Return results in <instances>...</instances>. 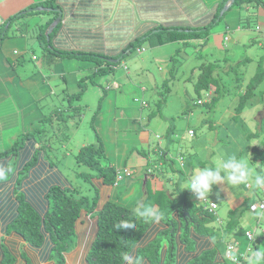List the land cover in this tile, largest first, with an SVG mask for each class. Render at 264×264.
I'll return each mask as SVG.
<instances>
[{
  "label": "rangeland",
  "instance_id": "374dc122",
  "mask_svg": "<svg viewBox=\"0 0 264 264\" xmlns=\"http://www.w3.org/2000/svg\"><path fill=\"white\" fill-rule=\"evenodd\" d=\"M22 1L25 0H3L0 6L7 8L5 15L9 16L8 13H17ZM243 5L245 8L229 9L221 20L228 19L232 29L239 25L242 27L238 32V42L233 37L234 34L222 32L221 26L218 30H210L208 39L202 46L196 42L184 46L174 43L149 49L143 44L140 49L126 54L115 66L99 73L95 72V68L100 65L109 67L106 61L98 64L97 59H87V62L72 57L54 59V55L43 53L35 38L37 27L32 24L21 25L37 21V15L16 19L0 50V76L8 75L15 79L10 85L12 92L0 86V150L8 147L9 138L15 128L18 130L21 127L20 132L17 131L18 136L22 132H29L31 123L33 129L38 127L37 117L48 115L52 109L57 110L58 112L50 116V123L45 126L47 132L41 133L40 137L49 140L51 148H47L48 159L67 183L73 186L70 195L86 196L88 199L95 196L99 178L91 180L79 175L96 171L78 165L75 155L82 146L100 142L103 146L104 163L107 161L120 168H129L116 169V182L119 185L114 188L111 199L133 210L139 206L140 193L135 191L129 200H124L123 195L129 191L128 186L142 173L147 162L155 165L157 170L164 171L165 176L161 174L158 178L161 181L160 188L166 193L170 192L175 202L182 200L184 191L191 201L188 190L190 164L194 167V164L201 162L195 169L210 166L218 152L228 156L248 157L256 172L264 175V165L259 171L248 150L254 146L264 148V80L238 116L234 110L239 91L245 89L249 79L255 74L258 58L264 56V7L258 5V8L246 9V5ZM0 12L2 13L1 10ZM218 17L213 25L217 24ZM258 26L263 28L258 30ZM235 42L237 43L234 44ZM120 57L112 61H118ZM215 60H218L216 73L219 98L211 107L210 98L205 97V92L202 91L197 94L193 85L199 66L203 62ZM62 72L65 75L63 78L60 77ZM80 79L86 84V88L82 96L69 101L62 95L63 91L79 92ZM21 96H25V100L20 98L25 103L17 107L12 98ZM141 100L147 104L146 107L141 106ZM197 100L203 103L198 105ZM157 107H160L159 111ZM19 113L24 116H19ZM260 124L262 133L252 137V134L260 131ZM190 130L194 135L189 136ZM156 134H159L157 139ZM35 138L39 139L38 134H35ZM150 146H154V149L168 148L167 158H171V162L155 163L157 155L149 150ZM148 154L152 156L151 163L147 161ZM180 163H183L186 174L176 171ZM10 166L14 165L9 163ZM120 171L125 175L121 183L123 178L119 179ZM176 185L179 190H175ZM223 186L224 184L213 186L208 198L221 203L220 210L224 211V215L228 207L233 206V201L221 199L219 191L233 194L235 202L245 199L244 206L250 201H264V188L228 185L222 189ZM216 209L217 206L215 212ZM263 213L264 210L262 213H252L249 209H244L238 221V225L242 224L244 229L250 228L254 233L257 232L253 236L256 239L255 246L259 247L264 242V236L259 237L260 229H264V221L256 218ZM218 221L215 218L208 225L216 250L224 257L225 236L220 235ZM184 233L183 229L182 235ZM166 243L163 241L161 244L163 246ZM249 255L243 264H248ZM223 259L227 264H232L229 259Z\"/></svg>",
  "mask_w": 264,
  "mask_h": 264
},
{
  "label": "trees",
  "instance_id": "16d2710c",
  "mask_svg": "<svg viewBox=\"0 0 264 264\" xmlns=\"http://www.w3.org/2000/svg\"><path fill=\"white\" fill-rule=\"evenodd\" d=\"M226 1L224 0L222 3ZM250 2L253 6L264 7L262 0H234L228 10L232 7H244L243 4L247 6ZM36 6L57 9L54 0H42L28 5L25 10ZM222 7L223 4L217 9L214 19L206 26L188 27L181 30L180 28L158 26L127 44L115 55L58 50L52 47L50 40L59 25L53 29L48 41L44 33L57 16L54 11L48 13L51 15L49 19L38 24L35 38L41 51L54 55V59L72 57L84 62H87V59H97L98 64L100 61H106L109 67L100 65L95 68V72L99 73L115 66L108 59H117L121 56L120 60H122L126 54L140 49L143 44H146L147 48L173 43H180L184 46L190 42H196L199 46L204 45ZM19 12L21 11L10 15L0 23V50L16 19L47 15V12L44 11H31L17 16ZM224 15L218 17V20H222ZM78 17L82 18L81 15ZM79 19L74 23L79 22ZM6 24L7 28L3 30ZM21 25L27 26L28 24L25 22ZM79 68L81 69V67ZM217 69L218 60L203 62L199 66V73L193 85L197 94L202 91L207 97L211 93L208 96L211 107L217 103L219 98L217 97ZM263 80L264 56L261 55L257 60L255 74L249 79L245 89L239 91L237 104L234 108L236 116L242 112L246 102L251 99L255 89L262 84ZM78 84L79 92L67 93L64 90L62 95H65L69 101L82 96L86 84H83L81 79ZM162 101L164 103L165 98ZM140 104L142 107L147 106L142 100ZM159 110L160 107H157V111ZM55 112L58 111L52 109L48 115H40V118H37L38 127L26 133L22 132L7 148L0 151V165L9 166V163L14 165L10 166L13 171L9 174V179L0 182V227L2 229L0 232L4 235L3 238H0V264H123L122 255L133 251V249L136 255L142 257L143 264H176L174 237L178 230L182 232L184 229L185 233L181 239L188 243L189 239L186 235L188 229H194L201 237L211 235L208 222L213 221L215 215L207 210L208 200L205 204L199 202L200 199H194L193 193L190 192V201L186 195L187 192L184 191L182 200L175 202L170 192L166 193L162 188L151 189L148 179H146L145 193L139 206L151 204L162 211L165 214V219L161 223L166 227L154 239L150 240V238V241H147L146 237L155 232L156 223L146 222L142 218L136 217L133 209L111 199L114 188L119 185L118 181L116 182L118 175L114 165L107 161L103 162L104 152L100 142L82 146L75 155L78 165H84L88 169L96 171V173H80V177L101 180L99 186H96L95 196L88 199L86 196L70 195L73 186L67 183L61 172L48 159L47 148H51L49 140L40 137L41 133L47 132L45 126L50 123L52 120L50 116H53ZM236 116L234 117L236 118ZM259 130L251 136L257 137L262 133L261 124ZM35 134H38L39 139L35 138ZM156 155L155 163L171 162V158L170 160L167 158L166 149L160 150V153L157 149ZM250 155L251 160L257 165V169L261 171V167L264 165V148L260 149L254 146L250 149ZM124 169L121 168V170ZM143 169L148 176L152 171V165L146 163ZM176 171L180 174L187 173L181 167ZM120 172L119 179L125 178L124 172ZM174 188L179 190L177 185ZM249 205L243 206V209H249ZM175 215L177 219L174 218ZM238 216V210L228 211L226 222L222 227L225 237L231 235L240 226L238 225ZM122 221L135 223V229L117 230L116 225ZM163 241L167 242L164 257L161 252ZM216 254V247L206 249L191 259H188L191 256L189 253L183 254L180 256L183 259L179 260L178 264H217Z\"/></svg>",
  "mask_w": 264,
  "mask_h": 264
},
{
  "label": "crops",
  "instance_id": "0c3cea01",
  "mask_svg": "<svg viewBox=\"0 0 264 264\" xmlns=\"http://www.w3.org/2000/svg\"><path fill=\"white\" fill-rule=\"evenodd\" d=\"M2 1L3 0H0V2ZM40 1L42 0L22 1L18 6L17 10L22 12L23 10H25V8L28 5ZM223 1L224 0H54L57 9L62 10V17H61V22L58 24L59 28L56 30L55 34L51 37L50 42L52 47H55L58 50L98 53L100 55H115L121 49H123L127 44L135 41L136 38L141 37L149 30L151 29L154 30L158 26L164 28H180V30L188 27L200 28L206 26L214 19V16L219 6L221 4L224 5L228 0L225 3H222ZM251 7L258 8L255 5L253 6L252 3L250 2L246 6V9L248 8L250 9ZM6 9L7 8H2L0 6V10L2 11V13L0 12V23H2L7 17L12 15L11 13H8L10 14L9 16L5 15L7 13ZM50 12L53 11H48L46 16L37 15L38 17L37 21H34L33 23H30L29 21L27 24L29 25L32 24L37 27L39 23H43L50 18L51 15H48V13ZM77 14L81 15L82 18L79 19ZM77 19H79L80 21L75 24L74 22ZM225 20L224 21L218 20L217 24L213 25L212 29L218 30L222 26V32L226 34H228L229 32L231 35L234 34L233 37H235L238 42L240 38L238 32L242 30V27L239 25L236 26L235 29H232L229 22H227L229 20L228 19ZM263 26H258L259 28L258 30L262 29ZM224 39L228 41L227 37H225ZM237 42H235L234 44H236ZM157 48L159 47H153L152 49H157ZM14 51L12 52L13 55H14ZM8 57L9 56H7V58ZM63 60L66 61L68 59L66 60L63 59ZM111 60H116V59H111ZM115 63L116 62H114V64ZM60 74H61L60 75L61 78L65 76L63 75V72ZM49 78H51V76H49ZM14 80L15 79L12 76H8V75L0 76V82H1L0 86L4 87V89L8 90L9 92H12L10 85L14 83ZM20 98L22 99L24 98L23 100H25V96H21L19 98L16 97L12 98V101L14 103H17V107L22 106V104L25 103V102L23 103ZM29 104L31 105V102ZM20 114L23 115L22 113H19V116ZM33 127H34L33 123H31L29 128L33 130ZM20 129L19 127L18 130L17 128H15L14 132H12V136L9 138L8 141L9 145L12 143V141L16 139V137L18 136V132H20ZM167 131L169 132V130ZM160 136L162 137V135ZM154 140L155 139H153V142ZM251 148L248 149L249 152ZM165 149L166 151L169 152L168 148ZM149 150L153 151L155 155L157 154V151L156 149H154V146H150ZM151 158H152L151 154H148L147 161H150ZM113 165L115 166L116 169H121L117 164H113ZM197 165L199 166V164L197 163L194 164L193 167L190 164L191 167L188 175L190 176L194 175L196 170L195 166ZM152 166L154 168H152V171L149 173L148 176H146V173L143 169L142 173L138 175L134 179V181L128 186L129 191H127V193L123 195L124 200H129L131 197H133L134 192L138 191L140 193V198H138V204H140L139 202L141 201L145 193L144 185L146 179H148V183L151 189L160 188L161 181L158 178H160L161 174L165 176V173L162 170L159 169L157 170L155 165ZM179 166L181 168H184L183 163H180ZM123 168H128V167H123ZM167 179L169 178L167 177ZM100 181L101 180L98 179L96 183L99 184ZM227 187L228 186L224 184L222 189H225ZM218 194H220L221 199L224 198L227 200V202L233 201V206H229L226 215H224V211L220 210L221 203H218L217 200L208 198L216 203L217 209L215 212V218L219 219L218 226L221 231L220 235L222 236L223 235L222 227L226 222L228 211L238 210L240 215L241 212L244 210L243 206L246 200L245 199L241 201L238 200L237 202H235L233 194L227 193V191L224 193L219 191ZM200 201L201 200H199V202ZM256 202L258 201H250L248 204L256 203ZM259 202H264V201L263 199H259ZM221 215H224V217H222ZM174 218L177 219V216L175 215ZM256 219L257 220L261 219L264 221V213L260 214ZM239 225H240L239 228L236 229L233 233H231V235L227 237L229 238L228 240H226L225 237L223 240L225 245L235 243L236 247H234V250L231 252V255H233L234 257L240 256L241 257L240 264H243L246 260L247 255H249L250 253L249 249L257 248L259 246L254 245V243L256 244V239L253 235L257 234V232L254 233V230L250 228L244 229L242 227V224ZM165 229L166 227L161 222L156 223V227L154 228L155 232L150 233L146 237V240L148 241L150 238H151L150 240L154 239L159 234L160 231ZM1 230L2 229L0 227V231ZM247 232L252 234L253 241L248 240V238L246 237ZM260 232L261 234L259 235V237H263L264 229L263 230L260 229ZM187 236L189 239V243L181 239L182 237L181 231L178 230L177 233H175L174 245L176 247V251H175V255H176L175 257L177 260L176 264H178L179 260L183 259L180 257L183 254L189 253L191 256L188 259H191L196 255L201 254L206 249L215 248L212 235H210L209 237L206 236L201 237L196 233L194 229L191 228L187 232ZM1 237L3 238L4 235L1 234L0 232V238ZM261 243L263 244L261 247L264 248V242ZM161 252H162V256L164 257L166 255V244L163 245ZM216 255H217L216 258L217 264H227V262L223 259L225 257H222L221 253L218 250Z\"/></svg>",
  "mask_w": 264,
  "mask_h": 264
},
{
  "label": "clouds",
  "instance_id": "9594fccd",
  "mask_svg": "<svg viewBox=\"0 0 264 264\" xmlns=\"http://www.w3.org/2000/svg\"><path fill=\"white\" fill-rule=\"evenodd\" d=\"M12 171L11 167L0 165V182L8 180ZM218 184L264 188V175L256 172L248 157L228 156L218 152L212 165L197 168L195 174L189 177L188 190L196 199L209 200L213 186ZM134 214L151 223H159L165 219V214L151 204L136 207ZM135 227V223L131 221H122L116 225L117 230H132ZM249 252L248 264H264V248H250ZM122 260L123 264H143L142 257L136 255L134 249L124 253Z\"/></svg>",
  "mask_w": 264,
  "mask_h": 264
},
{
  "label": "water",
  "instance_id": "95a60500",
  "mask_svg": "<svg viewBox=\"0 0 264 264\" xmlns=\"http://www.w3.org/2000/svg\"><path fill=\"white\" fill-rule=\"evenodd\" d=\"M233 2H234V0H228L223 5V7H222V9H221V11L219 13V17H221L223 15V13H225L228 10V8L233 4ZM25 11H29V12H31V11H44V12L55 11L57 13L56 18L48 25V27H47V29H46V31L44 33L45 37H46V40L48 41L49 40V35L53 31V29L61 22L62 11L60 9H51V8L38 6V7L30 8L28 10H24V11L20 12L17 16L24 14ZM216 21H218V19ZM6 28H7V24L4 26L3 30H5ZM2 35H3V33H2ZM120 59H121V57H120ZM108 61L111 62V63L118 62V61H112L111 59H108ZM261 119H262V117H261ZM261 119L258 120L259 123H260Z\"/></svg>",
  "mask_w": 264,
  "mask_h": 264
},
{
  "label": "built area",
  "instance_id": "2783aa9c",
  "mask_svg": "<svg viewBox=\"0 0 264 264\" xmlns=\"http://www.w3.org/2000/svg\"><path fill=\"white\" fill-rule=\"evenodd\" d=\"M211 94V93H210ZM208 94L207 97L210 95ZM197 104H201V101L200 100H197L196 102ZM189 135H193V132L192 131H189ZM194 196V194H193ZM194 198H196L194 196ZM216 208V204H214L213 208H211V210L215 209ZM249 210L251 212H254V211H263L264 210V202H258V203H251L249 205ZM264 233V232H263ZM246 237L248 238L249 241H253V237H252V234L247 232L246 233ZM234 247H236L235 244H227L226 245V250H225V258L229 259L232 264H240L241 263V257H234L233 255H231V252L234 250Z\"/></svg>",
  "mask_w": 264,
  "mask_h": 264
},
{
  "label": "bare ground",
  "instance_id": "6f19581e",
  "mask_svg": "<svg viewBox=\"0 0 264 264\" xmlns=\"http://www.w3.org/2000/svg\"><path fill=\"white\" fill-rule=\"evenodd\" d=\"M38 7V6H37ZM19 14V13H18ZM17 14V15H18ZM20 16V15H19ZM4 33V32H3ZM190 131H192V130H190ZM193 132V131H192ZM188 134H189V132H188ZM189 136H192V135H189ZM155 138L157 139V135H155ZM159 139V138H158ZM159 141H158V145H159ZM157 149H158V151H159V153H160V150H162L161 148H156V151H157ZM196 199V198H195ZM196 200H198V199H196ZM201 202H203L204 204L207 202V200H201ZM208 209L207 210H209L210 212H212V213H214V215H215V209H213V210H211V208H213V206H214V202H212V201H208ZM256 203H258V202H256ZM225 257V256H224Z\"/></svg>",
  "mask_w": 264,
  "mask_h": 264
}]
</instances>
